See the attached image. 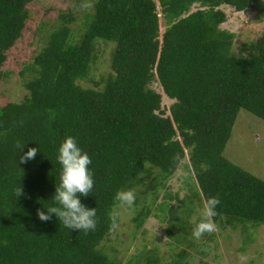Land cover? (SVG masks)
<instances>
[{
	"label": "trees",
	"instance_id": "1",
	"mask_svg": "<svg viewBox=\"0 0 264 264\" xmlns=\"http://www.w3.org/2000/svg\"><path fill=\"white\" fill-rule=\"evenodd\" d=\"M33 1L0 0V68ZM220 6L264 13V0H92L76 41L65 25L70 15L58 16L28 69L26 96L0 107V264H121L100 245L118 221L117 191L149 193L153 208L164 209L154 195L180 165L192 173L199 196L191 192L193 200L220 199L213 218L218 227L264 226V181L222 156L239 111L264 122V32L233 53V34L219 28L226 19ZM99 43L112 45L110 73L81 87ZM161 94L170 101L167 115ZM69 136L92 161L94 187L80 202L96 208L97 227L86 234L55 215L47 222L37 217L38 210L57 206L58 148ZM30 148L39 149L36 157L19 163ZM177 154L180 161L173 159ZM19 186L23 195L16 197ZM165 193L164 199L177 198ZM134 209L138 229L150 208L136 196ZM180 244L201 255L194 241ZM140 254L135 264H157L152 251ZM188 256L180 249L169 263L186 264Z\"/></svg>",
	"mask_w": 264,
	"mask_h": 264
},
{
	"label": "rangeland",
	"instance_id": "2",
	"mask_svg": "<svg viewBox=\"0 0 264 264\" xmlns=\"http://www.w3.org/2000/svg\"><path fill=\"white\" fill-rule=\"evenodd\" d=\"M90 1L92 2V0H35L27 7L28 19L21 35L6 52V59L0 68V107L6 103L20 102L26 96L27 92L23 85L31 77L28 69L33 57L44 46L48 34L59 25L60 14L70 15L71 19L65 25L69 29V37L75 41L78 39L82 32L84 16L91 11ZM194 7L195 5L190 10L193 11ZM219 9L226 18L219 28L234 36L233 53H239L240 43L254 41L264 32V13L259 12L254 6L246 13L234 12L227 6H220ZM159 22L163 28L161 18ZM111 51L110 43H99L94 47V61L90 65L87 77L78 82L81 87H91L92 82L99 81L100 75L104 77L110 73L108 66ZM150 87L156 92L159 91L156 84ZM160 96L162 97L160 107L167 115L165 108L170 101L164 95ZM222 156L233 165L264 181V122L244 111H239ZM185 171L189 173L186 179L183 176ZM151 173L157 177L156 170ZM191 174L188 167L186 169L184 165H180L175 174L168 179H158L161 181L162 189L156 191L154 201L156 204L163 202L164 209L155 210L153 204L149 203L153 195L136 194L138 204H147L150 208L149 216L138 229L134 228L131 221L135 214L134 206L127 208L118 204L115 210L117 224L100 244L105 254L109 257L114 256L121 264H135L136 257L141 255L142 249L145 248L156 256L157 264H170L173 254L184 249L190 255L185 259L186 264H264L263 225L235 223L234 229L218 227V231L205 234L199 240L193 238L192 232L195 227L193 221L194 218L196 222L202 219L204 203L200 198L193 200L191 196L195 191V196L199 197ZM158 180H154L157 186ZM144 182H148V179ZM184 182L186 185H183ZM138 189L145 188L139 186ZM165 192L170 196L176 195L177 198L164 199L162 195L166 194ZM179 201L185 206H180ZM168 209H172L177 215L169 214L168 217V213L166 214ZM153 215L159 217L155 218ZM159 218L160 221L157 220ZM173 227H178L179 232L174 234V229H171ZM182 235L184 237H181ZM187 240L201 246V255H195V249L182 247L180 243Z\"/></svg>",
	"mask_w": 264,
	"mask_h": 264
},
{
	"label": "clouds",
	"instance_id": "3",
	"mask_svg": "<svg viewBox=\"0 0 264 264\" xmlns=\"http://www.w3.org/2000/svg\"><path fill=\"white\" fill-rule=\"evenodd\" d=\"M22 150L23 146L17 145ZM195 148V145H192ZM20 150V151H21ZM38 148H30L24 156L19 158V163H26L33 160ZM175 161H180L177 154L173 157ZM57 161L61 165L59 176V184L56 185L55 194L52 199L57 206L49 207L47 210H38L37 217L42 222H47L55 215L62 225L70 230L83 231L85 234L94 231L97 227L96 208L88 209L80 202V197L90 195L93 187V173L89 169L92 163L89 155L83 152L78 146L74 137H66L58 148ZM207 170V166H203ZM189 173L184 172L186 179ZM23 195L19 186L16 189V197ZM115 200L119 204L127 208H133L136 201V193L134 190H120L115 195ZM221 203L218 197L207 198L203 205L202 219L195 221V227L192 232L193 238L199 240L205 234H212L218 231V225L214 221V217L218 215L216 209ZM115 223V217H113Z\"/></svg>",
	"mask_w": 264,
	"mask_h": 264
}]
</instances>
